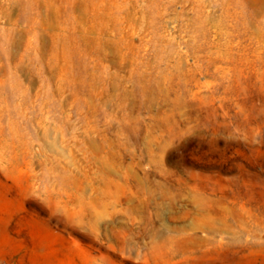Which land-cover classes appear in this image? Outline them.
Wrapping results in <instances>:
<instances>
[{"label": "rangeland", "instance_id": "1", "mask_svg": "<svg viewBox=\"0 0 264 264\" xmlns=\"http://www.w3.org/2000/svg\"><path fill=\"white\" fill-rule=\"evenodd\" d=\"M0 264H264V0H0Z\"/></svg>", "mask_w": 264, "mask_h": 264}]
</instances>
